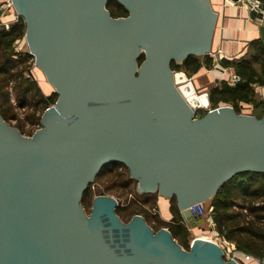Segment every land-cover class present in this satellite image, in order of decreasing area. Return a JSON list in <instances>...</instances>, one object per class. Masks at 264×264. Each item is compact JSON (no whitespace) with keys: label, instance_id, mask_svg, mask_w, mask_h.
<instances>
[{"label":"water","instance_id":"water-1","mask_svg":"<svg viewBox=\"0 0 264 264\" xmlns=\"http://www.w3.org/2000/svg\"><path fill=\"white\" fill-rule=\"evenodd\" d=\"M12 1L58 98L31 136L0 114V264H242L213 240L186 249L142 214L125 221L115 197L94 196L90 213L83 203L117 162L138 192L175 197L194 228L204 218L190 205L241 172L264 173V113L222 104L195 117L199 88L172 68L211 53L210 0H118L120 17L108 0Z\"/></svg>","mask_w":264,"mask_h":264},{"label":"trees","instance_id":"trees-1","mask_svg":"<svg viewBox=\"0 0 264 264\" xmlns=\"http://www.w3.org/2000/svg\"><path fill=\"white\" fill-rule=\"evenodd\" d=\"M260 1L264 3V0ZM107 8L114 17L128 16L129 14L125 6L118 0H108ZM26 27L25 19L22 16L18 22L13 23L9 28L0 27V77L3 81L7 80L8 77L17 76L14 70L21 63L25 62L28 57H31L28 51L25 53L14 51L15 42L25 36ZM250 48L252 49L250 57L243 56L242 58H233L231 60L223 58L219 61L222 67L233 68L235 73L240 76L241 81L233 85L227 80H222L210 86L208 88V96L213 108L221 104H229L237 112L243 113L242 104L256 105L260 103L264 105V102L257 101L254 88L255 85H264V39L253 40ZM144 59L145 55L141 54L138 58L139 64ZM204 64L207 67H213V58L209 55L202 57L191 55L182 64H177L176 61H173L172 68L174 70H185L191 76L197 73ZM18 74L22 76V73L18 72ZM35 85L36 82L30 79H23L18 82L17 90L19 91L18 94L22 106L28 103L29 95L32 94L31 91ZM2 93L3 88L0 85V95ZM2 96H4V101L6 102L8 100V93L6 92ZM57 98L58 93L56 91L50 96L42 97L40 101H35L34 103L37 106L36 110L43 112L51 104L55 103ZM39 105H41L40 108ZM263 113L256 116L261 117ZM0 114L8 120V111L0 109ZM123 168L128 169L124 164L111 162L100 170L98 176H102L105 173H109V175L113 174L114 182L120 185L119 189L125 190V187L130 186L137 180L131 175L126 176L125 174L123 176L122 174L125 173ZM93 185L91 184L85 193L83 202L92 196ZM157 196H159L157 192L150 193L146 198L151 199H145V202L151 201L152 205H154ZM169 201L170 210L175 219L172 218V222L164 224V226L171 230L173 236L181 245L190 248L188 237L191 231L182 219L177 199L172 197ZM209 201L213 228L217 235L234 243L235 247L244 253L264 258V173L241 172L235 175L226 181ZM117 212L122 217L120 203ZM134 214H141V211L133 210L130 218ZM129 220L127 219V221ZM151 226L154 227L153 225Z\"/></svg>","mask_w":264,"mask_h":264},{"label":"rangeland","instance_id":"rangeland-1","mask_svg":"<svg viewBox=\"0 0 264 264\" xmlns=\"http://www.w3.org/2000/svg\"><path fill=\"white\" fill-rule=\"evenodd\" d=\"M4 1L5 0H0V4H2ZM8 10H6L5 17L6 19H11L12 12L11 10L9 11ZM14 51L24 52V53L26 51L28 52L30 51L25 36L15 42ZM251 54H252V49L250 48L249 51L244 56L250 57ZM242 57L243 56L237 57L236 59ZM14 72L17 73V76L8 77V79L5 81H3L0 77V85H2L3 88V93L0 95V109L2 111H8V115H9L8 120L13 126L20 129L24 135L31 136L37 129L42 127L41 117L45 112V110L43 112L41 110H36L37 106H35L34 104L35 101L38 102L41 100L42 97L50 96L56 91V89L53 86V84L47 80L45 73L36 64V59L34 55L28 57L25 62L21 63V65H19L18 68L14 70ZM18 72L22 73V76H19ZM189 77L192 78L193 76L189 75ZM23 79L25 80L30 79L36 82L34 89L31 91L32 94L29 95L28 103L25 106L21 105V99L18 94L19 91L17 90L18 82ZM196 85L199 88V93H208L209 86L206 87L202 83L201 84L196 83ZM254 88L256 92L257 101L264 102V85L263 86L255 85ZM6 92L8 93V97H7L8 100L5 102L4 101L5 98L2 95L5 94ZM54 104L55 103L51 104L50 106H54ZM40 106L41 105H39V108ZM241 106L243 112L255 113V115H259L264 112V105L263 104L261 105L260 103L256 105L242 104ZM212 108L213 107L211 106V104H209V106L199 109L195 113V117L196 116L201 117L205 115L208 112V110ZM123 169L125 172L122 174L123 176H125V174L126 176L130 175V171L128 169L125 168ZM114 180L115 179H113V174L109 175V173H105L102 176L101 175L97 176V178L95 179V183L92 186V191H93L92 196L83 202L89 213L92 208V202L94 196L98 194H104L115 197L119 201L122 209V217L126 219L125 221H127V219L128 220L131 219L130 217L132 211L134 210V211H141V214L148 219L150 225H153L154 226L153 228L156 231L161 229L164 224H170L172 222L173 214L171 210L169 211L170 216L167 221H164L162 219V217L159 214V211L157 214H154V210L157 211L156 207L152 205L151 201L145 202L144 199L148 195H150L151 192H138L137 190L138 180L133 182L130 186L125 187L124 188L125 190L119 189L120 185L118 183H115ZM209 204L210 201L205 202V208L208 214V216L206 217L207 219L204 220L203 223L200 224V226H198L204 232L199 231L201 235L200 233H198L197 236L190 234V236L188 237L190 240V247L195 237L210 238L211 235L214 236L213 233L215 232V229L213 228V221L212 222L210 221L212 220V217L210 214L211 212L209 210ZM228 244L231 245L232 247H235V244L230 241H228ZM222 247L226 249V246L224 244H222Z\"/></svg>","mask_w":264,"mask_h":264},{"label":"crops","instance_id":"crops-1","mask_svg":"<svg viewBox=\"0 0 264 264\" xmlns=\"http://www.w3.org/2000/svg\"><path fill=\"white\" fill-rule=\"evenodd\" d=\"M210 2L213 10L217 13L211 53L209 54L213 58L214 65L213 67H207L204 64L197 73L192 75L195 83H202L206 87L213 86L222 80L231 83V70L234 71V69L222 67L219 61L223 58L231 60L244 56L249 51L251 42L261 38L260 27L264 24V16H259L258 13L250 11L248 8L243 6L226 7L223 5L222 0H210ZM144 199L150 200L151 198ZM169 202L168 198L159 194L154 204L164 221H167L170 216ZM185 224L194 236H197L200 233L199 231L204 232L198 226L193 228L191 224Z\"/></svg>","mask_w":264,"mask_h":264},{"label":"built area","instance_id":"built-area-1","mask_svg":"<svg viewBox=\"0 0 264 264\" xmlns=\"http://www.w3.org/2000/svg\"><path fill=\"white\" fill-rule=\"evenodd\" d=\"M223 5L228 6H243L248 8L250 11H255L258 15L264 16V3L260 0H222ZM12 8V9H11ZM11 10L12 18L6 19V10ZM0 27L9 28L13 23H16L20 19V14L14 9L12 0H5L2 4H0ZM8 10V11H9ZM3 11V12H2ZM8 16V15H7ZM29 53L33 56V54L29 51ZM230 80L233 85L237 82L241 81V78L237 73L231 70ZM188 210L197 216H201L206 219L208 216L207 210L205 208L204 202H198L190 205ZM158 212L154 210V214ZM210 220V218H209ZM212 222V220H210ZM214 236L210 237L211 240L215 241L224 251V256L227 260H237L242 264H264V258L254 257L250 254L244 253L243 251L237 249L236 247H232L228 244V240L223 237L217 235L216 231L213 233ZM206 238V237H205ZM222 244L226 246V249L222 247Z\"/></svg>","mask_w":264,"mask_h":264},{"label":"bare ground","instance_id":"bare-ground-1","mask_svg":"<svg viewBox=\"0 0 264 264\" xmlns=\"http://www.w3.org/2000/svg\"><path fill=\"white\" fill-rule=\"evenodd\" d=\"M200 96H201L200 98H201L203 106L205 107L209 106L208 100H207V93H200ZM207 239L211 240L210 238H207Z\"/></svg>","mask_w":264,"mask_h":264},{"label":"flooded vegetation","instance_id":"flooded-vegetation-1","mask_svg":"<svg viewBox=\"0 0 264 264\" xmlns=\"http://www.w3.org/2000/svg\"><path fill=\"white\" fill-rule=\"evenodd\" d=\"M114 17V16H113Z\"/></svg>","mask_w":264,"mask_h":264}]
</instances>
